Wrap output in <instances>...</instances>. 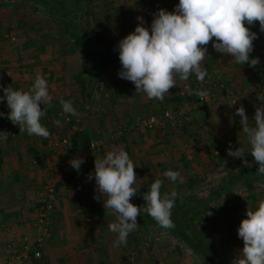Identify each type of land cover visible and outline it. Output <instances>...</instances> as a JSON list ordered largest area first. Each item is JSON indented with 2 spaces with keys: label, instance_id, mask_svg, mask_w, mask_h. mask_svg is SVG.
<instances>
[{
  "label": "crops",
  "instance_id": "obj_1",
  "mask_svg": "<svg viewBox=\"0 0 264 264\" xmlns=\"http://www.w3.org/2000/svg\"><path fill=\"white\" fill-rule=\"evenodd\" d=\"M178 3L176 0L172 1L166 10L171 12ZM249 27L251 31L258 33V39L253 42L254 51L250 53V58H259L258 65L250 67L238 64L226 53L216 52L210 42L207 46L208 58L202 61V67L208 73L204 82H198L194 75L187 81H180L177 77L176 87L165 95L164 100L168 104L178 107L184 100L181 94L186 83H190L193 94L196 88L207 90L212 94L210 96L213 100L201 112L190 114L191 117L186 118L182 125L159 126L151 131L135 130L118 138L122 143L119 146L108 147L109 144H106L107 149L111 148L108 151L122 148L136 165L134 171L137 180L134 187L139 191L130 200L134 205L138 206V202L144 201L143 186L146 184L148 188L165 171L172 167L195 168L197 160L204 157L206 162L211 163L213 157L221 155L225 151L222 149L228 148L230 144L233 149L240 146L244 149L247 167L258 165L250 155L247 137L241 132L240 117L235 115L236 108L243 105L249 121L254 123L256 107L261 103L256 96L261 93V87H264V33L259 31V22ZM22 47L31 54L32 49H26L24 45ZM18 51L20 50L15 48L14 56H18ZM52 51L56 53L53 49ZM6 57L8 58H3L2 62L9 61L10 57L12 59V55ZM55 58L51 63H44L43 68L38 67L37 71L34 66L29 65L30 59L28 63H25V59L24 64L19 65L16 58L12 73L5 71L0 63V96H3V87L9 85L17 90L28 91L35 80L33 73H44L49 93L53 97L51 103L41 106L46 115L40 122L49 130V138L29 136L26 132H19L13 138L12 133L0 131V264H10L13 253L20 252L25 244H32L36 208L50 184L55 186L50 237L41 247L42 258L37 261L31 259L24 264H126L129 251L134 249L139 250V264L149 263L150 260L158 263L159 251L157 260L154 255L147 254L148 249L144 250L145 257L140 251L144 248L145 225L139 216V226L129 234L127 243L119 248L113 247L116 236L108 225L116 221V216L104 208L106 196L98 193L94 178L92 181L86 179L87 174L94 171L95 159L106 155L107 149L103 147L101 153L85 160L79 173L66 165V159L71 150H75L71 143L74 134L84 130L85 134L88 132L94 137L102 133L103 129L104 134L114 133L118 125L152 116L159 112L158 106L163 105L136 92L132 82L119 78L120 62L113 64L112 68L116 73L113 76L114 72L105 74V71L100 72L96 67L85 72L79 56L61 53ZM85 74L89 78L83 77ZM95 74L103 75L102 84L88 86L84 80L90 81ZM219 82L223 84L217 87ZM96 92L99 96H96ZM61 99L71 101L79 115L64 114ZM0 103L1 110L6 109L8 113L10 110L6 100ZM65 118H69L70 122L65 123ZM57 120L62 126L55 124ZM8 121L11 123L9 119ZM74 125L81 132L74 131ZM14 126L20 131L17 125ZM57 140H63L66 144L55 147ZM69 146L72 149L67 150ZM179 160V167L172 163L175 161L178 164ZM167 182L170 183L169 180ZM254 185L255 183L251 186L255 187ZM253 190L249 194V200H256L254 204L257 207L264 197L257 199L259 194L255 193L256 189ZM254 204L250 210H255ZM152 229L154 230L153 227ZM155 234L149 232L148 235L154 237ZM156 239L159 240L155 237L154 241ZM148 240L152 243L151 239ZM148 247L153 252L159 250L158 244ZM33 250L34 246L31 245L30 255ZM174 252L177 256L180 253L179 250Z\"/></svg>",
  "mask_w": 264,
  "mask_h": 264
},
{
  "label": "clouds",
  "instance_id": "obj_2",
  "mask_svg": "<svg viewBox=\"0 0 264 264\" xmlns=\"http://www.w3.org/2000/svg\"><path fill=\"white\" fill-rule=\"evenodd\" d=\"M137 20L134 31L118 42L121 64L118 77L132 82L136 92L148 99L162 101L170 89L176 87L177 77L187 81L194 75L203 83L208 73L202 61L208 58L210 42L216 52L226 53L238 64L255 67L260 63L258 57L250 58L258 33L249 26L259 22V31L264 33V0H179L173 11L160 8L153 13L150 30L144 26L142 16ZM194 95L203 101L209 93L198 89ZM256 98L261 103L256 107L254 123L249 121L243 105L236 108L235 115L240 117L241 132L247 137L250 155L258 164L255 173L264 177V93L257 94ZM52 99L46 80L37 74L28 91L14 89L11 85L3 87L0 102L6 100L10 111L0 112V117L6 115L20 132L47 139L50 132L40 122L46 115L41 106L51 103ZM60 104L64 114L79 115L71 101L61 99ZM55 124L62 126L59 120ZM226 151L233 158L243 160L245 157L241 146L233 149L230 144ZM84 162L83 157H74L69 164L79 173ZM135 167L128 153L116 148L96 158L94 171L86 177L88 181L94 178L96 190L106 196L104 208L116 216V221L108 225L116 236L113 243L116 248L126 244L129 234L138 228L137 217L141 213L148 214L162 229L175 228L171 216L178 193H162L163 179L156 178L142 193L143 206L130 202L139 191L134 187ZM163 177L172 183H184L178 171L167 170ZM237 235L243 240V248L232 264H264V200L255 210L248 208Z\"/></svg>",
  "mask_w": 264,
  "mask_h": 264
},
{
  "label": "rangeland",
  "instance_id": "obj_3",
  "mask_svg": "<svg viewBox=\"0 0 264 264\" xmlns=\"http://www.w3.org/2000/svg\"><path fill=\"white\" fill-rule=\"evenodd\" d=\"M172 1L174 0H0V63L3 65L5 71L8 70L10 72L15 67L16 58L19 60V65H23L25 59H27L25 63H28L30 59L31 63L29 65L34 66L33 68L37 71L38 67L43 68L45 66L44 63H51L56 55L62 53V55L79 56L81 65L86 69L85 72L93 69V62L96 65L103 62L106 66L100 72L105 71V74L114 72L113 76H115L116 73L112 67L115 62H120L117 47L118 42L134 31L136 25L139 23L137 17L142 16L145 21L144 26L150 30L153 13L160 8L166 10ZM178 1L176 0L177 3ZM65 18L72 26L69 31H66L63 24ZM96 38H101V42H98ZM28 43L30 45H27ZM23 45L26 49H32L31 54L23 50ZM15 48L20 50L17 57L14 56ZM11 51H13V54ZM10 54L12 55V59L10 57L9 61L2 62V59L8 58L6 56H11ZM36 56H40L41 58H36ZM90 57L92 59L96 57V59L93 61ZM38 63L39 65H37ZM5 64L8 65L5 66ZM35 66L37 67L35 68ZM19 74L23 75L22 73ZM43 75L44 73L41 76L46 80V77ZM33 77H36V74L33 73ZM83 77L87 78L88 75L85 74ZM92 79L90 81L84 80V82L88 83V86L100 85L103 82V75L95 74ZM221 84L223 83L216 84V86L219 87ZM183 86L190 87V83H186ZM196 90L198 89L196 88ZM260 92L264 93V87H261ZM96 96H99L98 92H96ZM195 97L196 95L191 92L190 87L189 94L185 96L182 101L183 103L181 102L178 105L179 108L182 107L184 112L180 116L181 118L175 115L177 111L176 107L171 106L164 99L162 101L157 100L163 107L158 106L157 110L159 112L152 116L158 115L165 109H170L174 115L173 122L165 123L163 126H171V124L182 125L186 121V118L189 119L191 117L190 114L193 115V113L203 110V108L196 107ZM212 100L213 98H211ZM1 109L0 103V112ZM9 124L16 128L14 138L20 131L12 123ZM120 126L118 125L117 129ZM82 133L85 134L84 130ZM113 134L108 132L104 134L103 129L102 133L94 135V137H91L90 135L92 134L88 132L85 135L88 137V142L92 140L100 142L99 153H101L103 147L106 148V144H109V146L107 145L108 147L110 145L119 146L122 144L120 142L121 139H116ZM70 149L72 147L69 146L67 150ZM110 149H107V151ZM190 149L197 150V148ZM227 149L223 148L222 150L225 151L221 154L222 156L220 154L215 155L211 163L206 162V158L204 157L202 160H197L198 163L195 168L180 167L179 169L172 167L170 170L178 171L184 177L183 184L179 183V181L169 183L167 182L168 179L163 176L160 177L164 180L161 192L170 193L171 191H176L178 197L188 204L186 213H191L193 207L199 208L195 220L199 225L200 231L204 233L207 241L213 246L222 264H232L239 250L243 248V240L238 238L237 229L241 220L246 218L248 208L251 209L253 207L251 205L256 201L249 200L250 192H254L253 189H256L255 193L259 194L257 199H262V196L264 197V178L262 183H255V187L240 183L229 185L228 188L221 190V186L227 185L233 174L241 171L248 164V162H244L245 160L247 161V158L242 160L229 156L226 151ZM172 163L178 167L181 166L180 160L178 164L175 161ZM149 188L150 186L147 188L145 184L142 192H146ZM254 209H256L255 204ZM140 216L139 218L142 220ZM142 222L145 225V230L143 229V237L145 239L143 241L144 248L140 251H142L145 257L146 252L144 250L148 249L147 254L149 253L150 256L154 255L156 260L159 251L158 263L150 260V262L148 261L149 263L144 262L143 264H203L195 261L186 244L178 240L177 237H174L170 229H162L156 222L148 223L143 220ZM235 225L237 226L235 227ZM152 227L155 231L151 230ZM147 229H150V231ZM149 232L156 234L152 237L148 235ZM228 232L230 233L228 234ZM155 237L159 240L156 239L154 241ZM148 239H151L152 243ZM232 242H236L237 244L233 245ZM147 244L152 246L158 244L159 247L157 249L159 250H154L153 252ZM176 250L180 251L179 257L174 252ZM131 257L134 258V264H139V250L134 249L129 251L126 264Z\"/></svg>",
  "mask_w": 264,
  "mask_h": 264
},
{
  "label": "built area",
  "instance_id": "obj_4",
  "mask_svg": "<svg viewBox=\"0 0 264 264\" xmlns=\"http://www.w3.org/2000/svg\"><path fill=\"white\" fill-rule=\"evenodd\" d=\"M190 92L189 86H184L183 88V94H181L183 98H185L186 95H188ZM211 97L208 95L205 100H201L199 97H195V105L198 108H204L207 104L211 102ZM175 115L178 116V118H181L184 114L182 107H176ZM174 119V115L172 110L165 109L161 111L158 115L149 116L146 118H139L136 119L132 123L121 125L115 132L114 137L116 139L122 138L125 134L133 132V131H151L154 130L157 127L163 126L165 123H172ZM65 123H69L70 119L65 118ZM73 130L78 132V128L76 125L73 126ZM3 132H10L13 135L16 134V128L13 126H6L2 129ZM61 144H66L65 141H56L55 147L60 146ZM99 147L100 142L96 140H92L84 145L83 148L79 150H73L69 153L67 159H66V165L70 168H72L69 164V161L74 157H83L84 160H88L93 155H96L99 153ZM54 199H55V186L53 184H50L46 188V192L42 196L41 200L38 202V206L36 208L35 213V222H34V239L32 241V244H25L24 247L20 252L13 253L10 264H24L28 261L33 260H40L42 258L41 253V247L44 244L45 240H47L50 237V226H51V220L52 215L54 213ZM31 245L34 246V250L32 251V254L30 255V247ZM127 264H134V258L131 257L127 261Z\"/></svg>",
  "mask_w": 264,
  "mask_h": 264
},
{
  "label": "trees",
  "instance_id": "obj_5",
  "mask_svg": "<svg viewBox=\"0 0 264 264\" xmlns=\"http://www.w3.org/2000/svg\"><path fill=\"white\" fill-rule=\"evenodd\" d=\"M67 16V14H66ZM63 24L66 28V31H69L70 28H72L70 22L66 20V18L63 21ZM98 42H101V38H96ZM91 60H95L96 57H90ZM101 59V58H100ZM92 62V61H91ZM93 62L92 67H96L100 70H102L106 64L101 62L98 65ZM179 101L181 99L179 98ZM1 112L7 114L6 109L1 110ZM10 125L9 121L5 116L0 117V131H2L3 127H6ZM72 147L75 150H79L84 147L85 144L88 143V137L84 133H78L74 134L71 138ZM257 166L254 167H245L242 168L241 171L236 172L233 174L229 181L227 182V185L221 186V190L226 189L229 187V185L234 184H244L246 186H251L254 183H262V180L264 177H260L256 175V169ZM145 202H141L138 204V206H143ZM188 204L184 202L183 199L177 197L175 201V208L173 209V213L171 216V219L175 223V228L170 229L171 234L174 237H177L178 240L186 244V247L189 249L191 254L193 255L195 261L197 263H203V264H222V262L219 260L217 253L214 251L213 246L207 241L206 236L203 232L200 231L199 225L196 222V216L199 211V208L193 207V210L191 213H186V207ZM141 219L144 222L148 223H155V221L146 213H141Z\"/></svg>",
  "mask_w": 264,
  "mask_h": 264
}]
</instances>
